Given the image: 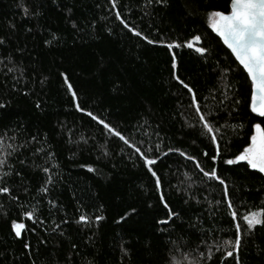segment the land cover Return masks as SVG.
Returning <instances> with one entry per match:
<instances>
[{
    "label": "trees",
    "instance_id": "obj_1",
    "mask_svg": "<svg viewBox=\"0 0 264 264\" xmlns=\"http://www.w3.org/2000/svg\"><path fill=\"white\" fill-rule=\"evenodd\" d=\"M229 2L168 0L153 4L145 15L143 0H118L115 10L108 0H0V103L5 105L0 136L17 149L5 145L12 156L0 167V174L11 173L0 179L11 189L0 194V264H187L182 254L206 250L201 240L213 246L207 264H236L235 257L221 260L230 250L223 242L235 238L225 187L236 222L246 228L243 215L264 208V176L245 161L228 165L224 160L247 146L252 125L264 118L251 113L247 73L208 26V11L223 10ZM115 11L156 42L125 29ZM196 35L198 44L184 46ZM173 41L181 46L170 50L167 44ZM199 46L208 50L205 55L195 51ZM173 56L176 74L194 88L201 105L229 82L230 95L240 101L231 115L232 102H227L219 116L227 127L216 161L211 159L215 147L190 107V94L173 78ZM224 68L231 69L228 80L221 76ZM61 73L85 112L76 110ZM87 111L130 143L153 150L149 157H159L154 166L162 180L159 192L134 148ZM169 148L194 156L205 171L216 168L225 183L205 178L196 161ZM48 152L54 159H47ZM37 165L49 167L54 178L46 194L39 191L46 174ZM49 200L56 201L55 208ZM33 208L35 220H28L23 213ZM169 210L176 215L167 225L158 224L168 219ZM81 214L90 222L78 223ZM97 215L103 219L95 221ZM13 219L26 226L20 238L10 231ZM242 240L240 264H264V224L245 232Z\"/></svg>",
    "mask_w": 264,
    "mask_h": 264
},
{
    "label": "snow or ice",
    "instance_id": "obj_2",
    "mask_svg": "<svg viewBox=\"0 0 264 264\" xmlns=\"http://www.w3.org/2000/svg\"><path fill=\"white\" fill-rule=\"evenodd\" d=\"M144 8L142 9L145 12V15H148L147 8L151 7L153 4H167L168 0H143ZM111 8L115 10L118 5V0H108ZM71 11V9H69ZM25 14H27V9H25ZM207 15L208 26L211 28L219 38L223 41L224 45L231 51V54L235 57V60L238 61V64L243 67V70L247 73L248 79L251 81V103L249 105L251 113L257 114L258 117L264 118V0H230L229 3H226L223 10L212 9L209 10ZM115 17L119 20L120 24L123 25L125 29L131 32L137 37H142L147 43L152 44L156 41L149 39L148 36L144 35L142 32L138 31L134 26H130L124 19L121 18V13L115 11ZM73 27H76V24L73 23ZM79 30V29H78ZM201 41L199 35L193 36L190 40H186L184 46L188 48H193L194 44H198ZM50 41H45L49 43ZM4 43L3 39H0V45ZM181 45L173 41L172 43L167 44V47L171 50L174 47H180ZM195 51L200 55H205L208 51L204 46L195 47ZM172 67L173 78L176 79L184 89L191 96L190 107L195 109L196 116L198 117V124L203 129V134L210 138L211 145L215 147V154L212 155V161H216L217 158L221 155V145L224 143V129L227 127V123L221 124L219 122V116L223 111L227 102H232V107L229 110V115L235 111V106L240 104L238 99H235V94H231V82L225 85L223 91L217 90L215 93L210 92L208 97H205V102L203 105L200 104L199 96L197 92L191 87L188 83H185L180 77L176 74V57L172 58ZM13 69L9 68L11 72ZM230 68H224L221 70V76L224 80H228L227 73L230 72ZM61 76L64 77V83L67 86V91L70 93L71 98L74 102V106L77 111L85 112L86 110L78 102L79 97L77 96L76 91L73 88V85L69 82V78L61 73ZM209 99L213 101V104L209 103ZM5 105L0 103V108H4ZM39 107V104H37ZM86 115L91 117L93 121H96L98 124L102 125L107 132L115 137H118L125 145L134 148L135 153L143 160V164L147 171L155 178V187L159 192L162 188L161 177L158 176L157 172L154 170V166L157 164L156 158H150L149 153L153 150L148 148L142 150L141 147L136 146L135 144L130 143V140L122 135L121 131H118L114 126L105 122L104 119L97 117L91 111H87ZM264 123V120L261 121ZM261 123H255L252 125V134L250 136V142L247 143V146L243 148L234 158L225 159L224 163L228 165L237 164L240 161H246L247 166L251 169L258 170L259 173H264V128L261 127ZM242 126V125H241ZM235 127V126H234ZM33 140H36V137H32ZM83 139V138H81ZM6 140L5 136H0V167L7 166V157L12 156V152L5 151ZM26 146V145H25ZM7 148H13L11 144L6 145ZM156 149H160V145H156ZM17 149L13 148V151ZM37 153L43 152V149H36ZM169 152L176 151L179 152L181 156H185L188 160L196 161L194 156H188L186 153L180 149H168ZM161 155H167V153L161 151ZM205 156L208 155L207 152L204 153ZM47 159H54L53 153H47ZM20 163H24L21 161ZM10 167V166H9ZM46 174V179L39 189L43 193H48L50 191L49 186L54 183V178L50 173V168L47 166L41 167ZM89 172H94L95 169L90 165L86 166ZM195 167L203 173V176L209 180H218L220 184H224L225 181L221 179L217 173L216 168H212L211 171H205L204 167L199 161H196ZM11 173L4 172L0 174V179L3 177L9 176ZM19 175V173H16ZM191 187V186H189ZM11 189L8 186L0 185V194H10ZM13 201L17 200L16 196H11ZM224 200H226L227 208L229 210V215L231 216L232 221L234 222L235 228V238L234 240H225L223 243L230 247V250L226 248L223 251V256L221 257L222 261H226L229 257H235L236 264H240L238 253L241 249L243 240L242 237L245 232H251L256 225L264 224V220L261 219V216L264 215V208L259 211H250L247 214L243 215V222L246 225V228H242L241 223L236 222L238 220V214L233 210V202L229 199V192L225 187L224 191ZM160 201L164 204L165 208H169V205L165 202V197L160 196ZM199 202V201H197ZM48 203L55 208L56 201L49 200ZM36 209L33 208L32 211H25L23 216L27 217L28 220H35ZM174 211L169 210L168 219L157 221L158 224L167 225L169 219L175 216ZM103 219L102 216H95V221H100ZM121 220L124 219L122 216ZM67 223V221H64ZM78 223H89V217L84 214L79 215ZM43 223V220L39 221ZM59 225H56L53 230L58 228ZM22 230H26V226L23 222H18L17 219H13L10 225V231L14 233L16 238H20L22 235ZM35 229H33L34 231ZM201 243L206 245V250L197 251V249H192L188 253H183V259L187 264H207L208 261H211L213 258V246L207 245L205 240H201ZM25 249H28L30 245L25 243L23 245ZM75 247V246H73ZM199 247V246H197ZM215 251H220V247L217 245ZM171 264H181L179 260H174Z\"/></svg>",
    "mask_w": 264,
    "mask_h": 264
},
{
    "label": "water",
    "instance_id": "obj_3",
    "mask_svg": "<svg viewBox=\"0 0 264 264\" xmlns=\"http://www.w3.org/2000/svg\"><path fill=\"white\" fill-rule=\"evenodd\" d=\"M219 37V36H218ZM222 41V40H221ZM223 42V41H222ZM224 44V43H223ZM226 46V45H225ZM229 50V49H228ZM230 51V50H229ZM231 52V51H230ZM234 57V56H233ZM235 58V57H234ZM238 62V61H237ZM242 67V66H241ZM243 68V67H242ZM250 103H251V101H250ZM255 114V113H254ZM257 115V114H256ZM246 162V161H245ZM251 169V168H250ZM251 170H253V171H256V172H258V170H255V169H251ZM259 173V172H258ZM262 176H264V173H260Z\"/></svg>",
    "mask_w": 264,
    "mask_h": 264
}]
</instances>
